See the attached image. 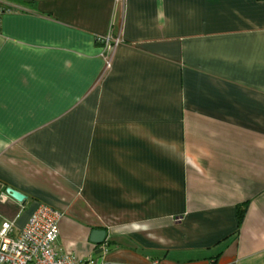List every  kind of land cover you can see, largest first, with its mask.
Listing matches in <instances>:
<instances>
[{
	"label": "crops",
	"instance_id": "0c3cea01",
	"mask_svg": "<svg viewBox=\"0 0 264 264\" xmlns=\"http://www.w3.org/2000/svg\"><path fill=\"white\" fill-rule=\"evenodd\" d=\"M0 5V226L46 205L85 264H264V0Z\"/></svg>",
	"mask_w": 264,
	"mask_h": 264
},
{
	"label": "built area",
	"instance_id": "2783aa9c",
	"mask_svg": "<svg viewBox=\"0 0 264 264\" xmlns=\"http://www.w3.org/2000/svg\"><path fill=\"white\" fill-rule=\"evenodd\" d=\"M14 10L13 7L0 5V16ZM121 41L119 35L113 37L106 34L97 38L99 57L106 69L110 68L113 52ZM61 217V211L40 205L14 236L11 234L13 223L3 221L0 226V264H85L77 261L73 254L64 252L57 244ZM149 264L160 263L153 260Z\"/></svg>",
	"mask_w": 264,
	"mask_h": 264
},
{
	"label": "water",
	"instance_id": "95a60500",
	"mask_svg": "<svg viewBox=\"0 0 264 264\" xmlns=\"http://www.w3.org/2000/svg\"><path fill=\"white\" fill-rule=\"evenodd\" d=\"M6 192L18 202H21L25 198V196L22 193L12 188H7ZM105 236H106V231L104 229H94L90 233V241L99 244L103 242Z\"/></svg>",
	"mask_w": 264,
	"mask_h": 264
},
{
	"label": "trees",
	"instance_id": "16d2710c",
	"mask_svg": "<svg viewBox=\"0 0 264 264\" xmlns=\"http://www.w3.org/2000/svg\"><path fill=\"white\" fill-rule=\"evenodd\" d=\"M245 210H246V206L244 203L237 206V219H238L237 223H238V225L240 224V222L242 221V219L244 217Z\"/></svg>",
	"mask_w": 264,
	"mask_h": 264
}]
</instances>
